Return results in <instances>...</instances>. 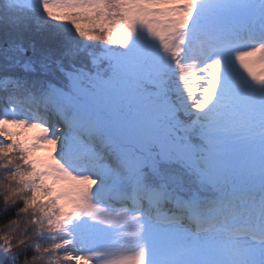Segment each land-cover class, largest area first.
I'll return each instance as SVG.
<instances>
[{"label":"snow or ice","instance_id":"6c2138e0","mask_svg":"<svg viewBox=\"0 0 264 264\" xmlns=\"http://www.w3.org/2000/svg\"><path fill=\"white\" fill-rule=\"evenodd\" d=\"M0 197V264H264V0H0Z\"/></svg>","mask_w":264,"mask_h":264},{"label":"trees","instance_id":"16d2710c","mask_svg":"<svg viewBox=\"0 0 264 264\" xmlns=\"http://www.w3.org/2000/svg\"><path fill=\"white\" fill-rule=\"evenodd\" d=\"M37 155H39V154H37ZM2 210H3V202H2V197H0V213H2ZM3 222H4L3 218H0V224H2Z\"/></svg>","mask_w":264,"mask_h":264},{"label":"rangeland","instance_id":"374dc122","mask_svg":"<svg viewBox=\"0 0 264 264\" xmlns=\"http://www.w3.org/2000/svg\"><path fill=\"white\" fill-rule=\"evenodd\" d=\"M37 154H39V155H43V154H45V153H43V152H39V153H37Z\"/></svg>","mask_w":264,"mask_h":264}]
</instances>
